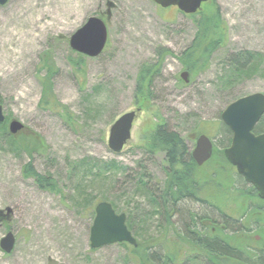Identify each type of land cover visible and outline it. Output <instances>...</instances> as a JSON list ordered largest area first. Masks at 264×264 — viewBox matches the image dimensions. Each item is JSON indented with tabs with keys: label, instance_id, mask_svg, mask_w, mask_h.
<instances>
[{
	"label": "rangeland",
	"instance_id": "rangeland-1",
	"mask_svg": "<svg viewBox=\"0 0 264 264\" xmlns=\"http://www.w3.org/2000/svg\"><path fill=\"white\" fill-rule=\"evenodd\" d=\"M109 3L114 5L110 18ZM202 11L213 17L220 13L227 35L220 37L222 44L208 67L191 74L190 82L183 84L181 75L189 70L182 58L197 38L200 15L194 20L176 7L162 9L150 0H10L0 6V105L6 129L9 121L17 120L26 130L11 135L14 140L24 139L18 144L34 147L30 137L37 134L45 148L16 149L10 135L0 129V211L6 216L0 222V242L8 233L16 238L11 254L0 248V264H133L121 244L91 248L99 202L126 214L127 225L131 216L137 241H163L167 217L158 215L137 187L142 176H147L154 190L167 181L165 153L151 155L144 150L150 132L164 125L179 133L191 154L204 132L224 151L232 134L224 129L222 113L240 98L264 94V75L241 76L227 87L219 79L227 59L240 51L258 53L264 60V0H212ZM92 17L107 21L108 45L97 58L82 56V66L76 69L72 61L81 55L71 48L70 39ZM21 34L29 36L24 45ZM44 61L53 66L50 74L43 69ZM158 65L161 71L151 86V100L140 105L139 74L145 67ZM47 77L59 109H47L42 102ZM59 111L66 113L64 117ZM130 112H137L131 139L116 154L109 148L110 130ZM112 162L116 167L107 168ZM213 164L200 167L198 174L214 179L210 185L216 186L223 176L209 175ZM27 165L51 178L58 192L38 187L24 174ZM234 179L235 188L214 190L210 203L189 208H196L200 217L217 226L232 228V218L242 223L254 200L243 196V190L250 192L251 186L244 179ZM94 205V216H90ZM260 214L253 216L257 230L251 238L264 239V215ZM179 221L177 214L172 223L180 229ZM245 223L251 227L249 221ZM218 232L228 239L229 233ZM167 235L164 242L169 244L174 234L169 229ZM188 251L185 248L183 264H209L199 255L196 262L190 261Z\"/></svg>",
	"mask_w": 264,
	"mask_h": 264
},
{
	"label": "trees",
	"instance_id": "trees-1",
	"mask_svg": "<svg viewBox=\"0 0 264 264\" xmlns=\"http://www.w3.org/2000/svg\"><path fill=\"white\" fill-rule=\"evenodd\" d=\"M198 15L200 17L199 21L196 22L199 27L197 38L183 54L182 58L183 62H186V69L192 75L208 67L211 56L222 44L220 37L227 35L225 25L221 22L220 13L213 17V14L207 15L204 11H201L197 15L189 17L195 20ZM200 34L202 37H200ZM262 59L263 57L260 54L250 51H240L231 55L227 59V66L219 78L221 83L227 87V85L236 82L238 77L241 76L246 79L256 74L264 75V60ZM80 60L83 61L82 56L78 57L77 62L72 61L74 68L77 69L82 66ZM52 67L49 61H44L43 69L49 70L48 74L52 71ZM159 67L160 65L151 66L141 70L137 86L140 105H145L147 101L150 102L151 86L154 83L155 76L161 71ZM44 82V100L42 102L45 108L51 110H53L52 108L59 109V103L56 102L55 96L50 92L51 79L47 77ZM182 83L186 84L184 81ZM59 113L61 117H64V114H66L64 111H59ZM6 127V123L0 124V129L7 136L10 133ZM224 129L227 133H231L226 125H224ZM220 130H222V127H220ZM255 133H264V116L256 127ZM150 134L148 146L144 147V150L151 155L159 152L165 153L167 159V168H165L167 181L166 183L159 184V188L154 190L146 181L147 176H142L138 178L137 187L140 192L148 196L152 206L156 209V213L167 217L165 226L168 230L162 242L155 241L147 244L138 241L137 248L126 243L121 244L129 251L127 261L133 264H183L185 261H181V258L185 254V248H190L186 256L190 257V261L193 262H196L201 257V259L209 264H264V249L250 235L257 230L256 220L253 219L255 212L259 211L260 215H264V202L257 197L256 190L253 187L249 189L250 192L243 190V196H251L254 200L251 204L249 203L248 209L244 213L246 215L245 221H249L251 227L248 228L245 221L241 223L238 219L232 218L233 224L232 228L229 227L228 229V239L219 235L214 237L215 235L213 236L211 228H209L210 221L200 217L196 208H189V205L196 207L198 203L203 205H206L208 202L210 203V198L214 196L212 195L214 190H223L222 187L235 188L238 182L235 181L234 177H239L243 181V178L238 175L236 169L227 162L224 151L216 148L214 156L210 161V163L214 164L209 175L213 173L217 177L223 176L221 182H217L218 185L211 186L210 183L214 179H206V177L198 174L199 171L201 172V169L198 168L193 160L187 141L179 133L170 131L164 125H160L154 128ZM30 138L34 142V147L21 143L18 144L24 139L16 142L11 135L8 137L11 146L17 145L15 148L19 150L30 151L32 148L40 151L45 149L43 140L39 135L34 134ZM111 166L116 167L115 162H112L111 165H106L107 168ZM101 172L103 171L99 169V175ZM24 174L27 177L33 178L42 190L52 193L58 192L55 182L51 178L36 173L32 165L25 167ZM211 190H213L212 193ZM184 202L187 203V207L181 208L180 206ZM95 205L91 208L90 216H94ZM177 214L180 217V221L178 222L180 229L174 222L172 223V219ZM200 227L203 229L202 232L198 229ZM128 228L130 231L133 230L131 216L128 219ZM169 229L174 235L169 244H166L164 239L168 236ZM198 255L199 257H197Z\"/></svg>",
	"mask_w": 264,
	"mask_h": 264
},
{
	"label": "water",
	"instance_id": "water-1",
	"mask_svg": "<svg viewBox=\"0 0 264 264\" xmlns=\"http://www.w3.org/2000/svg\"><path fill=\"white\" fill-rule=\"evenodd\" d=\"M10 0H0L5 6ZM163 9L177 7L185 15H195L202 6L212 0H151ZM108 18L111 16L112 3L108 4ZM108 27L103 18L92 17L70 39L71 48L80 55L89 58L99 57L108 42ZM181 78L190 82V73L184 72ZM137 112H130L120 117L112 126L109 136V148L116 154L122 153L131 139V133ZM264 116V94L256 93L230 104L222 113L223 123L233 133L231 146L226 149L227 161L237 169L238 174L252 185L264 200V134L255 135L254 131ZM6 121L3 106L0 105V124ZM26 130V126L17 120L9 123V132L17 136ZM213 143L209 137L202 135L193 151L195 163L202 167L213 156ZM8 212H11L8 210ZM95 219L91 228L90 245L92 249L126 243L135 248L138 242L127 226L126 214H117L108 202H102L95 209ZM6 218L0 211V222ZM16 245V238L8 233L0 242V248L11 254Z\"/></svg>",
	"mask_w": 264,
	"mask_h": 264
},
{
	"label": "flooded vegetation",
	"instance_id": "flooded-vegetation-1",
	"mask_svg": "<svg viewBox=\"0 0 264 264\" xmlns=\"http://www.w3.org/2000/svg\"><path fill=\"white\" fill-rule=\"evenodd\" d=\"M261 134H264V133H255V135H261ZM252 187V186H251ZM253 189H255V188H253ZM256 190V189H255ZM256 193H257V196H258V192H257V190H256ZM211 224V222L209 223V225ZM211 226V227H210ZM209 226V228H211V233L213 234V236L214 237H216V236H218V230H222L223 232H227L228 233V229H229V226L227 225V226H217L216 224H212V225H210ZM253 233V232H252ZM250 235H252V234H250ZM257 243H263L264 242V239H263V236H261L260 238L259 237H257V236H254V238H253ZM222 240V239H221ZM223 243H225L224 241H222ZM226 244V243H225ZM264 244V243H263Z\"/></svg>",
	"mask_w": 264,
	"mask_h": 264
},
{
	"label": "bare ground",
	"instance_id": "bare-ground-1",
	"mask_svg": "<svg viewBox=\"0 0 264 264\" xmlns=\"http://www.w3.org/2000/svg\"><path fill=\"white\" fill-rule=\"evenodd\" d=\"M15 35H18L17 32H14ZM29 36L26 35L25 37H23V35L21 34V44L24 45V43L26 42V39L28 38ZM12 52V51H11ZM9 60L11 59L10 55H8L7 57Z\"/></svg>",
	"mask_w": 264,
	"mask_h": 264
}]
</instances>
